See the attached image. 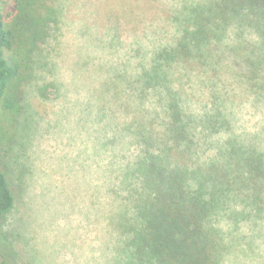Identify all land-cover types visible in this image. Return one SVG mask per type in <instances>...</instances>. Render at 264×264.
Segmentation results:
<instances>
[{"label":"rangeland","instance_id":"1","mask_svg":"<svg viewBox=\"0 0 264 264\" xmlns=\"http://www.w3.org/2000/svg\"><path fill=\"white\" fill-rule=\"evenodd\" d=\"M203 1L51 0L58 22L24 88L17 138L4 158L20 195L0 225V264H108L116 240L110 182L139 154L125 128L147 113L162 124L166 84L195 119L214 104L227 109V130L196 131L202 162L229 139L259 140L264 151V99L253 91L264 72L251 78L223 52L173 65V83L143 96V61L174 44L184 13ZM242 209L237 202L235 212ZM257 222L220 223L234 244L224 264H264V216Z\"/></svg>","mask_w":264,"mask_h":264},{"label":"trees","instance_id":"2","mask_svg":"<svg viewBox=\"0 0 264 264\" xmlns=\"http://www.w3.org/2000/svg\"><path fill=\"white\" fill-rule=\"evenodd\" d=\"M57 19L51 0H0V225L20 195L4 158L17 138L24 88ZM180 23L175 43L143 61V96L161 81L173 83V65L213 60L218 52L251 78L264 72V0H205L188 8ZM162 88V124L147 113L125 128L139 154L110 182L116 240L108 264H224L234 244L220 223L258 225L264 216L262 142L229 139L216 158L202 162L196 131L213 136L227 130V109L214 104L195 119L178 92ZM253 91L264 99V81ZM237 202L242 212H235Z\"/></svg>","mask_w":264,"mask_h":264}]
</instances>
